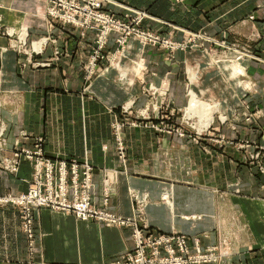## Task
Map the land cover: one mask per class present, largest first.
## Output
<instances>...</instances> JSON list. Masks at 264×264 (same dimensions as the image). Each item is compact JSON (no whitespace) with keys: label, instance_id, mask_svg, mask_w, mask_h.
Returning <instances> with one entry per match:
<instances>
[{"label":"crops","instance_id":"obj_1","mask_svg":"<svg viewBox=\"0 0 264 264\" xmlns=\"http://www.w3.org/2000/svg\"><path fill=\"white\" fill-rule=\"evenodd\" d=\"M148 2L152 16L178 28L170 33L160 24L159 32L178 43H196L170 54L131 40L119 66L127 78L121 79L116 69L105 73L108 62L88 77L84 65L95 32L53 28L47 0H0L1 24L29 34L24 54L0 31V197L27 192L31 162L22 160L17 173L3 165L16 148L32 149L42 138L47 157L94 168L97 208L153 233L183 234L193 252L196 245L215 251L220 261L210 264H264V155L251 158L264 154V0H182L173 18L156 12L165 1ZM45 38L50 40L43 53L32 51ZM116 39L112 34L109 52ZM235 63L246 80L235 77ZM145 85L159 92L147 93ZM192 90L201 106L219 103L207 128L204 112H187ZM131 102L133 109L122 112ZM146 109L149 119L124 125L121 158L113 123L132 122ZM176 129L191 135L172 133ZM196 132L207 134L199 138ZM131 190L143 206L136 208ZM134 248L130 227L83 222L47 208L34 210L30 238L21 208L0 204V264H107Z\"/></svg>","mask_w":264,"mask_h":264},{"label":"built area","instance_id":"obj_2","mask_svg":"<svg viewBox=\"0 0 264 264\" xmlns=\"http://www.w3.org/2000/svg\"><path fill=\"white\" fill-rule=\"evenodd\" d=\"M47 16L49 19L58 20L70 26L83 28L84 31L91 29L97 32L93 54L85 68L87 75L91 78L98 72L99 63L105 58L104 49L107 47L109 37L117 34L115 52L109 53L110 66L117 60L128 47L129 38L136 34L137 38L143 44L151 43L155 46L163 45L167 49H178L185 46L174 44L168 40L154 34H144L139 29H123L117 26L115 19L111 16H105L99 10L109 0H47ZM87 3V9L82 8V3ZM131 11L130 9H128ZM145 13L138 17L142 21ZM1 27V26H0ZM1 31V29H0ZM23 32H7L10 38H16L15 48L28 54V38L22 40ZM198 37V36H195ZM48 38L39 40L45 44L36 50L35 53H43L44 46L48 44ZM192 41V40H191ZM165 47V48H166ZM59 53V52H58ZM57 53V54H58ZM48 65V64H43ZM155 93V91H152ZM133 104V103H132ZM132 105L124 108L128 113ZM144 119H149L148 109L141 113ZM115 137L120 152V157L125 158V144L122 138L123 125L115 123L113 125ZM176 132H181L176 130ZM179 135L183 136L182 132ZM3 138V129H0V139ZM44 141L38 138L35 141L33 149L16 148L14 157L5 165L12 172H16L22 160L31 162L33 173L29 182L30 186L27 192L8 198H0V204L10 203L21 208V217L25 233L32 238L33 236V212L37 209H51L54 211L73 214L78 220L83 222H102L111 226H125L133 229V238L135 248L126 252L117 262L108 264H208L214 259L213 251H202L196 245L194 252L188 242V238L179 233L165 234L152 232L147 227H139L132 219H123L116 214H112L105 209L97 208L92 202L93 191V174L94 168L88 162L78 160H63L47 157L43 149ZM264 151V150H263ZM260 153L256 152L251 155L253 160L258 159ZM106 188L110 181L106 178L103 180ZM107 191V190H106ZM108 194H105L103 200L104 206L108 203Z\"/></svg>","mask_w":264,"mask_h":264},{"label":"rangeland","instance_id":"obj_3","mask_svg":"<svg viewBox=\"0 0 264 264\" xmlns=\"http://www.w3.org/2000/svg\"><path fill=\"white\" fill-rule=\"evenodd\" d=\"M110 2L109 3H105V4H103V6L101 7V9L99 10L101 13H103V14H105V16L107 15V16H111L112 18H114L115 19V23H116V25L117 26H120L121 28H123V29H131V30H137V29H139V31H141V32H143L144 34H154V35H157V36H159V37H161L162 39H165V40H168V41H170V42H172V43H174V44H178V45H183V46H185V47H183V48H178V49H167V47L166 46H163V45H158V46H155V45H153V44H151V43H147V44H143L142 43V41L141 40H139L138 38H137V36H136V34L135 35H133V36H131L130 38H129V41L128 42H130L131 40H135V41H137V42H139V44L141 45V48L142 47H146V46H151V47H158V48H162V49H164V50H167V51H169L170 52V54H172V53H174L175 51H177V50H186V49H188V48H190V46L191 45H194L196 42L194 41V40H192L191 42H175L170 36L169 37H167L166 35L164 36V34L162 33V32H159L157 29L159 28V26H160V24L162 25V28L163 29H168V31L170 32V33H172V32H175V31H177V29L178 28H175L174 27V25L172 24V23H170V21H160V20H158L155 16H152V14H150L149 12H148V7L150 6V3L148 2V1H153V0H109ZM163 1H165V3L164 4H161L160 6H158V5H156V12L157 13H159V14H161V15H163V16H167V17H174V8H176L175 6L177 5V4H180V2L182 1V0H163ZM82 8H84V9H87L88 7V5H87V3H86V5H85V3L83 2L82 4ZM151 7H154V5H152ZM128 9H130L131 11H129ZM146 14L148 17H145L142 21H139L138 20V17L139 16H141L142 14ZM50 17L48 16V19H49ZM49 23L51 24V26L54 28L55 26H56V24L57 25H60V26H62V27H67V26H70V25H67V24H64V23H62V22H60V21H58V20H52V19H49ZM0 29H1V31H5L6 32V34H7V32H11V30H12V27H8V26H4L3 24H1V22H0ZM70 27H74V29H82L83 30V28H80V27H77V26H70ZM155 27H156V30H155ZM26 31H28V29L26 28ZM87 32L89 31V32H95V40H94V45H95V41H96V38H97V32L96 31H93V30H91V29H88V30H86ZM19 33V32H18ZM168 33V32H167ZM90 38L91 39H89V40H92V38L93 37H91L90 36ZM10 40H14V41H16L15 40V38H9ZM40 39H42V38H40ZM40 39H37V41L38 40H40ZM49 39V38H48ZM50 40V39H49ZM117 40V39H116ZM109 42H110V37H109ZM109 42H108V44H109ZM11 43V42H10ZM115 44H116V42H115ZM128 46H129V44H128ZM166 47V48H165ZM115 49H116V46H115ZM28 50V49H27ZM115 52V50L113 51V53ZM109 53H112V52H109V50H108V45H107V47L104 49V56H105V58L99 63V65L101 64V63H105V62H108L109 63V67H110V62H109V60H108V58H109ZM112 53V54H113ZM25 54V53H24ZM126 58V56H123V59H125ZM122 59V60H123ZM117 61V60H116ZM42 64H44V63H42ZM87 64H88V62H87ZM87 64L86 65H84V71H85V73L87 74V72H86V70H85V68H86V66H87ZM231 67L232 68H234V75H235V77H236V74H239V70H241V73H245L244 72V68L243 67H241V65H235V64H233V65H231ZM96 75V73L92 76V77H94ZM239 78H240V80L241 81H244V80H246V76H239ZM246 83H248L249 84V88H250V81L249 80H247L246 81ZM145 90H146V92H147V90H149V88H151L152 89V91H155L156 93H157V91L159 92V89L157 88V87H155V86H151V85H145ZM167 88V87H166ZM163 91H165V88H163V89H161V91H160V93L162 92V94L164 93ZM166 92V91H165ZM148 93V92H147ZM166 94V93H165ZM164 94V95H165ZM133 104H131L132 105V109H133V107H134V105H135V102H132ZM128 104V103H127ZM127 104H125L124 106H122L121 107V109H122V112H124L125 114H127L125 111H124V108H125V106L127 105ZM70 108H71V106H70ZM156 108H158V107H156ZM212 108V107H211ZM212 110H214V113H216L217 112V109H215V108H212ZM191 111H198L199 112V110L198 109H193V110H191ZM200 113V112H199ZM140 118H143V116L141 115V114H139L138 115V117H136V118H133L132 119V122L131 121H129V120H127V121H123V123H121V122H119V120H117L116 122H114L113 123V125L115 124V123H119V125L120 124H122L123 125V127H124V125L127 127V126H131V127H136V126H138V124H137V121L140 119ZM213 118V117H212ZM143 120H144V118H143ZM245 120V122H247V117H246V119H244ZM134 121V122H133ZM188 121V120H187ZM225 121H226V119H225ZM248 123H250V122H248ZM186 124H189V125H191L190 123H189V121L186 123ZM113 125H112V128H113ZM188 125V126H189ZM124 129V128H123ZM177 130V129H176ZM121 132H123V130L121 131ZM172 133H177V134H179V133H181V132H172ZM122 134V133H121ZM183 135H191V133L189 132H184V133H182ZM207 134V133H206ZM206 134L204 133V135H203V132H196V135H199V138H205L206 137ZM113 135H114V137H115V131L113 130ZM203 135V136H202ZM181 136V135H180ZM122 138H124V135L122 134ZM115 139H116V137H115ZM37 140V139H36ZM35 140V141H36ZM215 140H216V138H215ZM35 141H34V145H35ZM44 141V140H43ZM34 148V147H33ZM32 148V149H33ZM43 149H44V144H43ZM259 151V150H258ZM14 152L12 153V158L14 157ZM264 154H260L259 156L261 157V156H263ZM259 157V158H260ZM3 167H4V169H6L7 171H9V172H11V173H17V172H12V170H9L8 169V167L7 166H5V165H3ZM30 182V181H29ZM28 185L30 186V184L28 183ZM29 189V188H28ZM25 193V192H24ZM23 194V193H22ZM9 196H11V197H16V196H19V195H7V196H4V197H0V198H2V199H4V198H8ZM130 198H131V200L132 201H134V203H135V206H136V208H139V206H143V204L141 205L140 204V202L138 201L139 200V193L137 192V191H135V190H131L130 191ZM4 204H10V203H4ZM10 205H13V204H10ZM15 206V205H14ZM51 210V209H50ZM138 213H139V216L140 215H142V213L140 212V211H138ZM117 216H119V215H117ZM119 217H121V218H123V219H128V218H125V217H123V216H119ZM130 219V218H129ZM115 227H117V228H127V227H125V226H115ZM131 228V227H130ZM212 251H214V250H212ZM204 252H206V251H204ZM213 256H214V259H212L213 261H212V263L213 262H219L220 260L218 259V256H216L215 255V251L213 252ZM219 260V261H218ZM117 262V261H116ZM106 264V263H105ZM108 264V263H107ZM208 264H210V263H208Z\"/></svg>","mask_w":264,"mask_h":264},{"label":"bare ground","instance_id":"obj_4","mask_svg":"<svg viewBox=\"0 0 264 264\" xmlns=\"http://www.w3.org/2000/svg\"><path fill=\"white\" fill-rule=\"evenodd\" d=\"M11 32H19V33L20 32H23V33H21L22 34L21 35V39L22 40L25 38V36L27 34L26 31H16L13 28H12ZM44 44H45L44 42H36V43H34L33 46H34V48L36 50H40V48ZM127 48H129V46ZM127 48L124 50V52L121 55H118L117 56V61H115L112 66L108 67L105 70V73L108 72L110 69H116L119 72V78H121V79H126L127 78V72L124 69H121L119 67L120 64L122 63L123 56H127V52H128L127 51ZM235 65L237 66L238 64L235 63ZM135 66L137 68L136 69L137 72L140 73L141 72V69L143 68V64L142 63H138ZM244 72H245V70H244ZM241 75H245V73H241V70H239V74H236V78H239V76H241ZM244 86H245V88H249V84H245ZM163 92H165V91H163ZM131 104H132V102L130 104H128L127 107L131 106ZM201 105H202V103H200L198 101L197 96H196V92L194 90H192L191 91V97H190L189 105L187 106V112H188V114L190 116H192V113L195 112V111H190V110H193V109H198V110H200L201 113L204 112L202 115H204L205 117L208 118L207 122L204 124V127L207 128V127H209L213 123L214 114H215L214 113V110L209 109V107H212L213 106L212 108H219V103L218 102H215L214 105H212V106L208 105L207 108H206L207 105H203V106H201ZM217 111H219V110L217 109ZM194 115H196V114H194ZM199 116H201V115H198V117ZM221 118H222V120H225V117L224 116H222ZM199 119H200V122H201V118H199Z\"/></svg>","mask_w":264,"mask_h":264}]
</instances>
